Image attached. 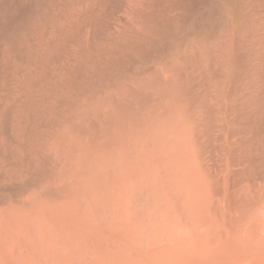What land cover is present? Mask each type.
Returning <instances> with one entry per match:
<instances>
[{
    "label": "bare ground",
    "instance_id": "obj_1",
    "mask_svg": "<svg viewBox=\"0 0 264 264\" xmlns=\"http://www.w3.org/2000/svg\"><path fill=\"white\" fill-rule=\"evenodd\" d=\"M0 264H264V0H0Z\"/></svg>",
    "mask_w": 264,
    "mask_h": 264
}]
</instances>
